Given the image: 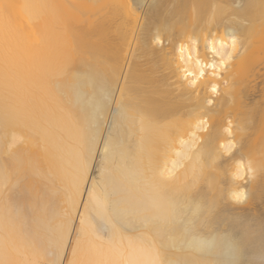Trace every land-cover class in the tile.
<instances>
[{
  "label": "bare ground",
  "instance_id": "6f19581e",
  "mask_svg": "<svg viewBox=\"0 0 264 264\" xmlns=\"http://www.w3.org/2000/svg\"><path fill=\"white\" fill-rule=\"evenodd\" d=\"M0 4V262L264 264V0Z\"/></svg>",
  "mask_w": 264,
  "mask_h": 264
},
{
  "label": "snow or ice",
  "instance_id": "6c2138e0",
  "mask_svg": "<svg viewBox=\"0 0 264 264\" xmlns=\"http://www.w3.org/2000/svg\"><path fill=\"white\" fill-rule=\"evenodd\" d=\"M6 5L0 4V12H2L5 9ZM69 7H73L72 5H69ZM231 46L233 51H235L237 47V39L233 35L231 39ZM229 59H231V55L229 54ZM221 67H223V62L221 64ZM79 69L76 65V60L72 57L69 56L67 59H65L57 68V74L59 76H73L78 73ZM215 74V73H214ZM203 75V73H201ZM195 83V81H193ZM216 87H212V91L216 92ZM115 102V101H114ZM121 104L117 103V108H120ZM92 160V146L89 144L83 154H77L76 156V170L75 174L72 177L71 185L72 189L75 194H79L80 191V185L81 183L86 182V177L89 171V165ZM112 162L108 158V148L105 146L104 149V158L102 161V166H101V176L103 177L105 174L110 173L112 171V168L109 167V165ZM95 190V184L93 185V191ZM114 191H119L118 188H115ZM26 190L21 191L18 193L21 197L26 195ZM90 196V202L92 198V194H89ZM243 194H240L237 196V199H242ZM71 221V214L70 211L65 210L61 221L55 226V247L58 250H63L65 248V235L69 234V228L68 225ZM107 222V221H106ZM84 220L81 218L80 224H81V229L80 232L77 233L76 236V242L75 244L72 245V255L70 259H67V264H102V262L97 261V260H84L81 257V240L84 237ZM0 264H3V262H0ZM49 264H57L56 260H50ZM59 264H64V261L61 260L59 261ZM151 264H162L160 261L159 257L157 256L156 259H154Z\"/></svg>",
  "mask_w": 264,
  "mask_h": 264
},
{
  "label": "rangeland",
  "instance_id": "374dc122",
  "mask_svg": "<svg viewBox=\"0 0 264 264\" xmlns=\"http://www.w3.org/2000/svg\"><path fill=\"white\" fill-rule=\"evenodd\" d=\"M164 45L166 46L167 45V43H164ZM160 46V45H159ZM263 78V80H264V76L262 77ZM262 78L260 77V78H258V80H256V82L258 83V81L260 82V80L262 81ZM260 79V80H259ZM213 98H215L214 96H212ZM212 98V99H213Z\"/></svg>",
  "mask_w": 264,
  "mask_h": 264
}]
</instances>
